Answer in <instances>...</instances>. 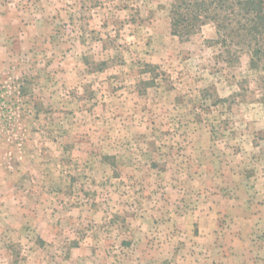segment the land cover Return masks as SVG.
I'll use <instances>...</instances> for the list:
<instances>
[{
    "label": "rangeland",
    "instance_id": "rangeland-1",
    "mask_svg": "<svg viewBox=\"0 0 264 264\" xmlns=\"http://www.w3.org/2000/svg\"><path fill=\"white\" fill-rule=\"evenodd\" d=\"M170 3L0 0V264H264L260 73Z\"/></svg>",
    "mask_w": 264,
    "mask_h": 264
},
{
    "label": "trees",
    "instance_id": "trees-1",
    "mask_svg": "<svg viewBox=\"0 0 264 264\" xmlns=\"http://www.w3.org/2000/svg\"><path fill=\"white\" fill-rule=\"evenodd\" d=\"M170 32L188 40L206 24H212L226 62L247 57L249 69L259 71L264 112V3L263 0H171Z\"/></svg>",
    "mask_w": 264,
    "mask_h": 264
},
{
    "label": "crops",
    "instance_id": "crops-1",
    "mask_svg": "<svg viewBox=\"0 0 264 264\" xmlns=\"http://www.w3.org/2000/svg\"><path fill=\"white\" fill-rule=\"evenodd\" d=\"M38 105L42 106L43 102L40 103V100H37Z\"/></svg>",
    "mask_w": 264,
    "mask_h": 264
}]
</instances>
